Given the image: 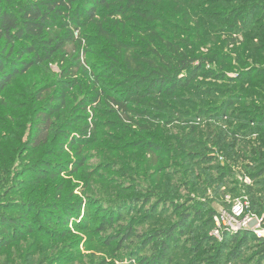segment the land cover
<instances>
[{
    "label": "trees",
    "instance_id": "1",
    "mask_svg": "<svg viewBox=\"0 0 264 264\" xmlns=\"http://www.w3.org/2000/svg\"><path fill=\"white\" fill-rule=\"evenodd\" d=\"M160 1L0 0V92L31 68L47 64L58 54L61 55L58 63L61 68L60 77L51 83L57 94L51 95L35 109L33 116L30 117L29 131L23 143L19 137V127L13 129V132H16L13 134L14 143H18V148H11L8 152L6 167L1 171V174L4 173L2 174L4 182L7 183V176L12 172L13 176L17 177L20 190L25 191L43 180H57L66 170L69 174H75L82 170L87 160L84 148L94 143H98L100 147L108 149L107 153H111L106 162L112 163L116 158L114 154L137 148L157 158L159 157L157 152L162 146L155 134H151L152 127L137 121L141 118L145 121L143 123L153 125L157 116L151 111L139 110V104L146 102L152 109L154 104L165 107L167 105L164 98L175 97L182 100L183 97L179 96L187 92L195 97H204L200 100L194 97L189 99L193 100L190 106L194 108L192 114L196 118L193 122H188L187 126L192 129L196 120L201 122L208 116L213 122L222 121L223 125L220 126L207 125L208 132L205 136L214 145V150L220 151L224 162H217L219 155L216 157L213 151L211 154L188 152L185 154L186 161L190 157L193 160L197 159V164L216 162L221 166L216 169L220 170L238 167L241 171L240 176L248 177L258 186L263 185V189L254 190L258 198L250 194L249 200L251 211L264 214V65H261L264 63V0L189 1V5L198 3L191 8L199 14L198 17H201L202 26V29L187 33V36H194L197 39L198 46L194 44L192 49L185 44L186 41L178 40L172 35L163 37L154 30L152 24L161 21L160 14L156 11V5ZM184 1L177 0V3ZM202 5L205 9H199ZM214 8L217 10L212 12L211 19V10ZM130 9H136L135 16L146 22V27H140L139 34L148 36L147 40L137 41L132 36L128 39L119 38L115 32L110 33L107 30L110 20L122 22ZM253 20H257L258 23L253 24ZM88 25L93 26L101 38L111 40L109 47L99 53L105 56L103 68L110 70L107 73H96V67L89 71L90 65L81 63L82 55L79 50L82 45L85 48L84 54L90 51L88 48L90 42L83 34V29ZM207 26L212 29H206ZM214 26L217 28H213ZM248 27L253 30H249ZM69 47L76 52V61L71 63H67V59L73 56V51L68 53ZM107 49L110 51H106ZM257 63L259 67H256ZM106 77L112 79L105 84ZM199 78L216 83L222 81V84L195 81ZM83 79H86V84L90 88L82 99L79 98L76 105L71 107V100L76 98L71 96V90L75 88L82 92ZM42 89L44 90V87L34 96L37 102L43 96ZM89 93H92L91 97ZM90 102L105 104L108 113L115 117L116 124L123 126V131L134 135L132 127H138L140 134L137 139L127 141L125 144L120 141L119 145L112 147L113 149L103 141H97V128L101 123L90 119L88 114ZM62 115L65 119L56 127L53 120ZM175 142L180 146L186 144L180 139H175ZM30 147L38 154L33 163L26 166L23 165V154ZM100 147H96V150ZM68 149L73 150L72 157ZM120 160L127 168L126 160L123 158ZM17 161L20 162L19 165ZM17 166L23 167L20 173L19 169L17 171L15 169ZM210 168L212 167H204V173L199 169L198 173L191 177L202 185V191L213 187V182L218 183L225 177L223 173L220 178L206 173ZM157 173L158 168H155L149 177L154 181L156 188L161 189L157 191L160 196L163 192L162 183L165 188L171 186L168 185L166 178L160 181V177H155ZM241 178V182L237 181L238 188L246 187ZM196 185L197 181L192 184ZM250 190L247 189L248 192ZM70 191L71 189L66 192L67 195ZM218 191L219 189L213 188L212 193L216 195ZM2 200L4 199L0 193V206L3 204V207H0V249L9 242L18 240L24 230L26 233L30 231L29 212L36 207L26 206L23 200L12 199L3 202ZM136 202L141 200L138 199ZM223 205L227 204L224 202ZM81 207L80 201L74 203L58 200V203H54L50 208L54 209L58 217L67 221L73 210L79 212ZM3 209H15L16 213L5 215L1 213ZM153 210L154 207L151 211ZM194 210L196 214H202L200 209ZM208 213V223L213 227L212 218L215 211L209 209ZM188 219L189 214L185 211L177 224L139 235L130 230L123 232L125 235L117 232L109 237L108 242L117 241L118 247H123L125 240L137 236V239L141 240V247L151 244V253L143 255L142 261L148 264H161L165 260L169 243L176 240V232L182 233L185 230ZM46 222L51 223L50 220ZM110 222L111 220L104 218L102 224L108 225ZM251 237H254L253 233L246 230L234 234L224 232L223 241L219 244L217 242L215 246L216 240L206 236V241L210 240L213 244L211 249L215 250L210 253L209 262L217 264L221 255L225 256L224 264L233 262ZM226 239H229L233 246L227 247ZM255 240L257 261L253 264H261L264 263V238ZM223 248L228 251L222 253ZM134 254V257L139 256L137 253Z\"/></svg>",
    "mask_w": 264,
    "mask_h": 264
},
{
    "label": "rangeland",
    "instance_id": "2",
    "mask_svg": "<svg viewBox=\"0 0 264 264\" xmlns=\"http://www.w3.org/2000/svg\"><path fill=\"white\" fill-rule=\"evenodd\" d=\"M189 1L192 0H185L182 3H177V0H161L156 5V11L160 14L161 21L152 25L161 36H175L178 40L186 41L185 44L192 49V45L198 46L197 39L194 36H187V33L202 29V26L200 25L201 17H198L199 14L191 8L198 3L189 5ZM235 4L234 2L233 5ZM224 5L226 6V4ZM136 9H130L126 12L122 22L110 20L109 25L107 24V30L110 33L115 32L119 38L128 39L132 36L137 41L147 40L148 36L139 34L140 27H146V22L135 16ZM199 9H205V6L202 5ZM214 10L217 8L211 10V19ZM255 23H258L257 20H253V24ZM213 28H217V26ZM206 29L212 28L207 26ZM249 30L253 29L250 27ZM83 34L90 42L88 45L90 51L84 54L85 48L82 45L79 50L82 55L81 63L86 66L90 65L89 71L96 67V73L99 74L110 71L106 68L104 70L103 61L106 59L103 54L99 53L109 47L111 40L101 38L91 25L83 29ZM203 47L206 48L207 46ZM81 50L83 51L81 52ZM72 51V47H69L68 53ZM106 51L110 50L107 49ZM72 55L71 58L67 59V63L76 61V52L73 51ZM60 57L61 55L58 54L49 63L31 68L0 92V159L3 160L0 163V193L4 199L2 202L12 199H14L13 201L23 200L26 206H36L29 212L30 231L26 233L24 230L18 240L9 242L7 246L0 249V264H148L144 263L141 257L151 253V244L141 247V240L135 236L125 240L123 247H118L119 242L109 243V237L117 234V232H122L125 235L123 232L128 230L139 235L167 228L169 225L177 224L185 211L189 214L187 227L182 233L180 231L181 234L176 232V240L169 243L165 260L161 264H212L209 262L211 261L209 255L215 250L211 249L213 244L210 240L206 241V236L214 238L216 240L214 245L216 246L217 242L219 244L223 241L224 232L234 234L241 230L228 231L224 229L222 231L221 229L219 233H216L217 226L214 218H212L213 227L208 223V210L215 211L214 215L222 212V210L229 213L236 201L247 202V205H244L246 207L244 215L253 214L256 221H259L261 228H264V214L251 211L249 200L250 194L258 198L254 190L263 189L262 184L258 186L251 182L248 177L240 176L241 171L238 167L220 170L216 169L221 167L216 162L197 164V159L193 160L190 157L186 161L185 154L188 152L211 154L213 151L216 157L219 155L217 162H224L220 156V151H215L214 145L205 136L208 132L207 125L220 126L223 125L222 121L213 122L208 116L201 122L196 120L192 129L187 126L188 122H193V119L196 118L192 114L194 108L190 106L192 105L190 102L193 100L189 99L193 97L197 100L204 99V97H195L187 92H183L179 96L183 97L182 100L175 97L164 98L167 105L165 107L161 104L157 106L154 104V109H152L146 102L139 104V110L151 111L157 116L153 125L143 123L145 121L141 118L137 119L142 125L152 127L150 129L151 134H155L158 143L162 146V149L157 152L159 155L157 158H153L154 156H150L137 148L134 150L127 149L121 154H114L116 158L112 163L106 162L111 153H107L108 149L106 150L100 147L98 143H94L84 148L83 151L87 160L82 170L75 174H69L66 170L62 174V178L54 181L43 180L37 185L33 184L25 191L20 190L17 177L13 176L12 172L8 174V179L4 176L8 180L7 183L4 182L2 180L4 173L1 174V171L6 167L5 160L8 152L11 148H18V143H14L13 134L15 135L16 132H13V129L19 127L18 133L23 143L29 131L30 117L33 116L35 109L40 107L51 95L57 94V90L51 86V83L60 77L61 68L58 64ZM248 65L250 66L249 63ZM255 65L259 67L258 63ZM109 79L112 78H104L105 84ZM199 80L203 81L204 84H222V81L216 83L212 80L195 79V81ZM82 83L84 85L82 92L75 88L71 90V96L76 97L71 100V107L75 106L77 100L82 99L90 88L86 84V79H83ZM43 87L44 90L42 89L41 92L43 96L37 102L34 96ZM45 88L47 89L45 90ZM89 95L91 97L92 93ZM209 97L217 98L219 96ZM88 106L90 107L88 111L90 119L101 123L97 128V141H103L109 148H112L119 145L120 141L125 144L127 141L137 139L140 129L132 127L134 135L123 131V126L116 124L115 117L108 113L105 104L90 102ZM64 119V115L59 118L56 117L54 120L52 117L56 127ZM175 139L185 142V146L177 144ZM96 147H100V149L96 150ZM67 151L72 157L73 150L68 149ZM37 154L38 152H34L33 147L27 149L26 153L23 154V165L27 166L33 163ZM31 156L32 158H30ZM12 157L14 158L15 154ZM121 158L126 160L127 168L123 166L124 162L120 160ZM16 163L19 165L20 162L17 161ZM204 167H212L206 173H211L214 177L220 178L222 173L225 176L220 182H213V187L207 188L206 191H202V185L198 183V180L191 179L192 175L198 173L199 169H202L201 171L204 173ZM239 167L242 168L243 166ZM22 168L17 166L15 169L16 171L19 169L18 173H20ZM155 168H158L155 177H160V181L166 178L168 185L171 186L165 188L164 183L161 182L163 192L160 196L157 191L161 189H157L154 181L149 177ZM159 169H163V171L159 172ZM240 178L243 179L246 187L238 188L237 181L239 182ZM196 181L197 185L192 186ZM213 188L214 190L219 189L218 194L212 193ZM69 189L71 191L67 195L66 192ZM247 189H251L250 193ZM62 190L63 192H59ZM138 199L141 202H136ZM58 200L74 203L80 201L82 207L79 212L73 210L69 219L64 221L56 215L54 209L50 208L54 203H58ZM224 202L227 204L226 206L223 205ZM0 207H3V204ZM153 207L155 210L152 212ZM193 208L200 209L202 214H196ZM1 213L13 215L16 210L3 209ZM104 218L111 220V222L108 225H103ZM47 220H50L51 223H47ZM256 225V222L253 221L242 229L253 233L254 237L249 238L241 248L239 257L227 264L245 262L253 264L257 261L256 250L254 249L257 245L255 238L263 237L255 233ZM226 240L227 247L233 246L229 239ZM227 251L228 249L223 248L222 253ZM134 253L139 256L134 257ZM220 257L217 264H224L225 256L221 255Z\"/></svg>",
    "mask_w": 264,
    "mask_h": 264
},
{
    "label": "built area",
    "instance_id": "3",
    "mask_svg": "<svg viewBox=\"0 0 264 264\" xmlns=\"http://www.w3.org/2000/svg\"><path fill=\"white\" fill-rule=\"evenodd\" d=\"M247 205V202L242 203L241 201H236L229 213H226L222 210V212L213 216L216 229L215 232L219 233V230L222 231H239L245 228L248 224L255 221L256 222V231L255 233L264 238V228H261L259 221H256L255 216L252 215H244V209L246 208L244 205Z\"/></svg>",
    "mask_w": 264,
    "mask_h": 264
}]
</instances>
